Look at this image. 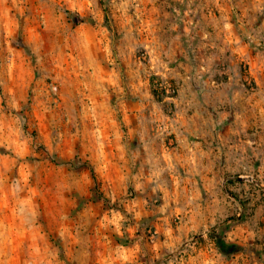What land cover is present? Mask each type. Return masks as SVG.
<instances>
[{
	"label": "rangeland",
	"instance_id": "374dc122",
	"mask_svg": "<svg viewBox=\"0 0 264 264\" xmlns=\"http://www.w3.org/2000/svg\"><path fill=\"white\" fill-rule=\"evenodd\" d=\"M0 264H264V0H0Z\"/></svg>",
	"mask_w": 264,
	"mask_h": 264
},
{
	"label": "trees",
	"instance_id": "16d2710c",
	"mask_svg": "<svg viewBox=\"0 0 264 264\" xmlns=\"http://www.w3.org/2000/svg\"><path fill=\"white\" fill-rule=\"evenodd\" d=\"M104 12H105V14H106V20L108 21L109 19H108V14H107V10L104 8Z\"/></svg>",
	"mask_w": 264,
	"mask_h": 264
}]
</instances>
